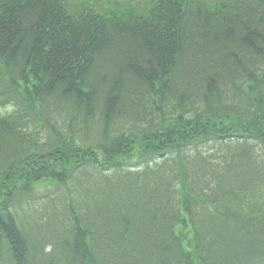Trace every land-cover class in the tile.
<instances>
[{"label": "trees", "instance_id": "16d2710c", "mask_svg": "<svg viewBox=\"0 0 264 264\" xmlns=\"http://www.w3.org/2000/svg\"><path fill=\"white\" fill-rule=\"evenodd\" d=\"M120 1L0 0V264H264V0Z\"/></svg>", "mask_w": 264, "mask_h": 264}, {"label": "rangeland", "instance_id": "374dc122", "mask_svg": "<svg viewBox=\"0 0 264 264\" xmlns=\"http://www.w3.org/2000/svg\"><path fill=\"white\" fill-rule=\"evenodd\" d=\"M101 1L102 2L105 1L103 3H105V4L107 3L109 5V4H112V3L114 4V2H115V4H117V2L120 1V0H101ZM127 1L130 2V3H134L137 0H127ZM209 1H212V0H209ZM109 2H111V3H109ZM122 3H125V2H122ZM105 6L107 7V5H105ZM8 111L9 110H7V109L0 108V117L5 115V114H7V113H9Z\"/></svg>", "mask_w": 264, "mask_h": 264}]
</instances>
